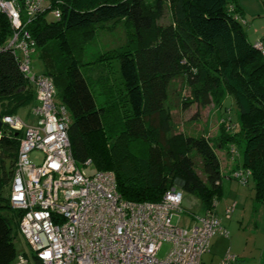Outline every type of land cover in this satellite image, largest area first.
Listing matches in <instances>:
<instances>
[{
	"label": "trees",
	"instance_id": "trees-1",
	"mask_svg": "<svg viewBox=\"0 0 264 264\" xmlns=\"http://www.w3.org/2000/svg\"><path fill=\"white\" fill-rule=\"evenodd\" d=\"M59 1L58 20L41 15L28 29L44 64L42 73L52 79L56 100L70 114L67 134L77 164L90 159L96 171H112L117 192L127 201L157 202L179 183L182 192L200 199L202 215L215 214L223 178L218 154L204 135L171 132L164 106L169 81L184 74L201 105L216 101L220 106L224 91L232 95L237 126L232 132L221 127L216 146L237 147L233 159L241 156L240 167L250 171L254 182V198L264 202V54L247 39L237 0H170L171 20L164 25L158 19L165 0ZM121 20L131 26V44L108 50L96 61L99 74L89 79L82 58L85 44L108 22ZM10 32L0 14V44ZM110 58L117 59L125 90L126 107L119 111L115 104L106 108V97L100 100L95 92L96 85L100 92L112 86ZM35 99L13 55L0 51L1 117L17 114ZM14 132L4 126L0 130V264H15L19 253L14 239L21 211L3 196L21 137ZM193 154L200 158L204 179L195 171ZM192 216L189 225L195 222Z\"/></svg>",
	"mask_w": 264,
	"mask_h": 264
},
{
	"label": "built area",
	"instance_id": "built-area-1",
	"mask_svg": "<svg viewBox=\"0 0 264 264\" xmlns=\"http://www.w3.org/2000/svg\"><path fill=\"white\" fill-rule=\"evenodd\" d=\"M59 0H0V14L7 20L10 35L0 44L17 62L19 71L35 90L34 121L19 115H4L1 122L10 131L21 132L8 202L21 211L18 232L29 252L17 254L15 264H199L209 250L210 238L228 235L220 219L206 212L183 227L173 223L179 212L183 192L175 183L157 202H131L117 192L112 171L88 174L76 163L67 134L70 114L56 100L52 79L32 72L30 61L36 51L29 25L41 15L61 16ZM47 19V18H46ZM254 47L264 54L260 40ZM226 127L232 126L230 118ZM228 129V128H227ZM230 156L237 154L229 146ZM39 151L40 159L31 153ZM246 184L250 171L241 167L229 175ZM235 203L224 209L229 217ZM164 243L165 255L158 254ZM226 254L220 264H231Z\"/></svg>",
	"mask_w": 264,
	"mask_h": 264
},
{
	"label": "rangeland",
	"instance_id": "rangeland-1",
	"mask_svg": "<svg viewBox=\"0 0 264 264\" xmlns=\"http://www.w3.org/2000/svg\"><path fill=\"white\" fill-rule=\"evenodd\" d=\"M150 4H154V0H146ZM258 4V5H257ZM244 10V20L243 29L247 33L248 39L251 40L253 37L254 28L258 29L261 33H264V0H243L242 5ZM47 21H55L56 19L52 14H47ZM171 20V11H170V0H165L163 6V14L160 19H158L159 24H167ZM245 22V23H244ZM110 24L108 27H103L102 29L96 30L94 37L84 46L83 53V62L85 65L86 72L89 73V79H91L92 75L99 74V65H97L98 59L101 58L104 54H108L111 50L112 52L115 49L121 48L123 46L130 45L129 39L132 40L133 36L131 35V26L127 25L123 20L113 23L108 22ZM130 47V46H129ZM109 50V51H108ZM39 50H36L32 55L30 65L33 73L39 75L44 71V64L42 59L38 56ZM97 61V62H96ZM108 66L110 70V79L112 82L111 88L109 86L106 87L107 92L100 90L96 85V94L100 96V100H104V104H106V108L108 105H116V110H122L125 106V90L120 81L119 73H118V62L116 58H110L108 61ZM107 64H103L107 66ZM103 67V66H102ZM94 81V79H92ZM94 85V86H95ZM102 88V87H101ZM194 86L189 85L187 78L184 74H178L171 78L167 86V97L164 102V106L166 110L170 114L171 118V132H181L185 135L199 136L204 135L208 138L211 145L214 146L217 154L219 146H216V140L220 134V128L224 127L228 132H232L236 128V121H238V113L236 111V106L234 104V100L232 95H230L227 91H224V100L222 104L219 106V103L213 101L208 105H201L199 100H196L194 94ZM104 96V98H103ZM57 99V98H56ZM28 107H24L20 109L17 113L22 119L25 120V114L30 113L27 119H31V121L35 119V116L32 115V112L27 111ZM108 114L113 115L114 111L107 110ZM228 116L232 120V126L226 127V123L229 122L225 116ZM225 120V121H224ZM224 121V122H223ZM228 128V129H227ZM229 146H235L234 144H229ZM227 147V148H226ZM230 147L228 145L223 144L222 149H226L229 151ZM242 145L240 146V150ZM236 147V151H237ZM237 153V152H236ZM230 155V154H229ZM30 157L34 160H38L41 157L39 151H34L31 153ZM222 157V156H221ZM230 159L233 160L232 156ZM193 160L195 165V171L198 175L204 179V174L202 172V167L200 163V158L193 154ZM5 165L8 166V162L5 161ZM239 168V167H238ZM84 171L88 174L94 173L96 170L92 165L84 166ZM227 170H221V173H224ZM248 182L244 184L245 190L247 191L248 201L245 202L246 213L251 210V201L253 198V180L249 177ZM233 184H236L233 183ZM176 185H179L177 183ZM242 186V185H241ZM234 190V189H232ZM226 192V188L224 189ZM9 193V185L3 188V196L7 197ZM226 196V193H225ZM231 205V204H229ZM239 208V207H238ZM234 210V209H233ZM204 212V208L200 202V199L197 195L183 192L182 202L180 205V211L173 216V223L179 226H188L190 221H192V215L201 216ZM246 214V216H247ZM245 216L244 220H242L240 238L242 241L247 240L248 237L252 236L249 231L247 224V217ZM235 220V218H234ZM246 229V230H244ZM249 241H251L249 239ZM14 244L18 252H29L28 245L26 241L22 237V235L17 232ZM168 249V244L164 243L161 251L158 256L162 257L165 255L166 250Z\"/></svg>",
	"mask_w": 264,
	"mask_h": 264
},
{
	"label": "crops",
	"instance_id": "crops-1",
	"mask_svg": "<svg viewBox=\"0 0 264 264\" xmlns=\"http://www.w3.org/2000/svg\"><path fill=\"white\" fill-rule=\"evenodd\" d=\"M242 1L243 0H237V3L244 14L245 9L241 7ZM253 31L254 33L251 40L248 39L247 33L245 32L249 42L254 43L256 40H260L262 45H264V33H260L256 28H254ZM35 104L36 99L32 104L25 106L28 107L27 111H31ZM29 114L30 113L25 114V120L32 122L33 120L27 119ZM222 147H219L220 150H217L222 157L219 155L218 157L221 170L227 171L221 173L223 176L221 179V195L215 203L214 212L220 219L222 227L227 230L228 235H213L210 239L209 250L202 255L199 264H220L222 258L226 254L233 256L234 260L231 264H264V202L256 201L253 194L251 201L252 208L248 214L246 213L247 209L245 207V202L248 201L249 195L246 194L247 191L244 188L245 186L228 176L233 169L241 166V156L239 155L236 159L231 160L226 153V149H222ZM235 182L236 184H233ZM225 188L226 192L224 191ZM232 203H235L234 210L229 217H225L224 209ZM245 216L247 217V224L249 225L248 231L252 236L242 241L240 238V228ZM249 239L251 241H249Z\"/></svg>",
	"mask_w": 264,
	"mask_h": 264
},
{
	"label": "water",
	"instance_id": "water-1",
	"mask_svg": "<svg viewBox=\"0 0 264 264\" xmlns=\"http://www.w3.org/2000/svg\"><path fill=\"white\" fill-rule=\"evenodd\" d=\"M2 127H3V125H2V122H1V115H0V130H2ZM14 134L16 135L17 132H14Z\"/></svg>",
	"mask_w": 264,
	"mask_h": 264
}]
</instances>
